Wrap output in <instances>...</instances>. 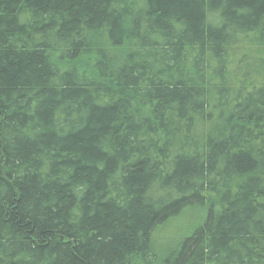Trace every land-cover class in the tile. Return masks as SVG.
Listing matches in <instances>:
<instances>
[{
	"label": "trees",
	"instance_id": "obj_1",
	"mask_svg": "<svg viewBox=\"0 0 264 264\" xmlns=\"http://www.w3.org/2000/svg\"><path fill=\"white\" fill-rule=\"evenodd\" d=\"M0 264H264V0H0Z\"/></svg>",
	"mask_w": 264,
	"mask_h": 264
},
{
	"label": "rangeland",
	"instance_id": "obj_2",
	"mask_svg": "<svg viewBox=\"0 0 264 264\" xmlns=\"http://www.w3.org/2000/svg\"><path fill=\"white\" fill-rule=\"evenodd\" d=\"M203 215L205 209L188 207L179 216L158 227L153 236V245L158 257L161 258L165 252L174 250L201 223Z\"/></svg>",
	"mask_w": 264,
	"mask_h": 264
}]
</instances>
